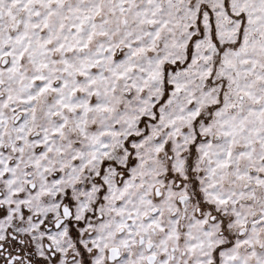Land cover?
<instances>
[{"label":"snow or ice","instance_id":"obj_1","mask_svg":"<svg viewBox=\"0 0 264 264\" xmlns=\"http://www.w3.org/2000/svg\"><path fill=\"white\" fill-rule=\"evenodd\" d=\"M0 264H264V0H0Z\"/></svg>","mask_w":264,"mask_h":264}]
</instances>
